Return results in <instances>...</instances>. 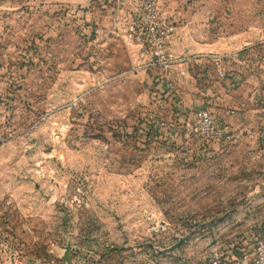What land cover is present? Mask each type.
Segmentation results:
<instances>
[{"label": "rangeland", "instance_id": "rangeland-1", "mask_svg": "<svg viewBox=\"0 0 264 264\" xmlns=\"http://www.w3.org/2000/svg\"><path fill=\"white\" fill-rule=\"evenodd\" d=\"M145 2L0 0V264L264 257V0H158L173 52L217 59L181 112L123 39ZM195 105L228 137L190 134Z\"/></svg>", "mask_w": 264, "mask_h": 264}, {"label": "built area", "instance_id": "built-area-1", "mask_svg": "<svg viewBox=\"0 0 264 264\" xmlns=\"http://www.w3.org/2000/svg\"><path fill=\"white\" fill-rule=\"evenodd\" d=\"M158 5V0H146L143 10L132 16L125 24L123 39L134 49L140 63L138 68L153 71L157 81L165 88L164 94L172 95L175 98L173 104L178 106V88L187 77L185 65L192 61V57H182L173 52L172 43L177 35V28L163 15ZM212 60L217 62L216 58ZM136 71L137 69H133L130 73ZM217 73L220 77L224 76L221 70H217ZM164 109L165 102L161 100L156 105L157 113L148 115L152 126H164L163 120L159 117ZM189 121L187 131L198 139L208 141L218 134L228 137L227 125L219 128L217 119L207 106L197 109ZM259 264H264V257L260 258Z\"/></svg>", "mask_w": 264, "mask_h": 264}, {"label": "crops", "instance_id": "crops-1", "mask_svg": "<svg viewBox=\"0 0 264 264\" xmlns=\"http://www.w3.org/2000/svg\"><path fill=\"white\" fill-rule=\"evenodd\" d=\"M131 18V17H130ZM130 20V19H129ZM128 20V21H129ZM127 21V22H128ZM126 24V23H125ZM136 54V53H135ZM213 62V60H212V58L209 56V55H207V54H204V55H197V56H194V57H192V61L189 63V64H186L185 65V68L187 69V77H186V79L182 82V84H180L179 85V92H180V94L181 95H183L184 97L182 98V100H184L183 101V104H184V106L185 107H187V103H186V101H185V98L186 97H190V94L189 93H194V92H198V90H196V88L193 86V85H188L187 86V81H188V77H189V66H190V68L192 67H194V68H197V69H202V68H205L204 67V65H205V63L206 62ZM203 72H205V71H203ZM203 72H200V73H198L197 75H196V78H197V80H199V78L201 79V78H203L204 77V74H203ZM206 73V72H205ZM152 74H153V76H155V73L152 71ZM154 82L155 83H157L156 84V89L157 90H159L162 94H164V90H165V88H164V86L162 85V84H160L158 81H157V78L155 77V80H154ZM189 87V89L187 90L188 92H185V90L187 89ZM207 88H209V87H207ZM208 93L210 92V89L207 91ZM187 93V94H186ZM165 95V94H164ZM168 95V94H167ZM202 106H199V107H196V105H195V107H194V109H193V111L191 112V117H192V115L194 114V112L197 110V109H199V108H201ZM207 107H209V106H207ZM189 108V107H188ZM210 109H211V107H209ZM175 111H178V112H181L182 110H183V107L181 106V103L179 102V104H178V106L177 105H175ZM212 111V110H211ZM191 117H190V119H191ZM189 119V120H190ZM159 132V131H158Z\"/></svg>", "mask_w": 264, "mask_h": 264}, {"label": "water", "instance_id": "water-1", "mask_svg": "<svg viewBox=\"0 0 264 264\" xmlns=\"http://www.w3.org/2000/svg\"><path fill=\"white\" fill-rule=\"evenodd\" d=\"M184 240H185V238L184 239H181L176 245H174L172 248L168 249V251L169 252L172 251L176 246H178ZM69 250H70V246L68 245L66 247V252H65V255L63 257V260H65L67 264H69V256H68Z\"/></svg>", "mask_w": 264, "mask_h": 264}, {"label": "trees", "instance_id": "trees-1", "mask_svg": "<svg viewBox=\"0 0 264 264\" xmlns=\"http://www.w3.org/2000/svg\"><path fill=\"white\" fill-rule=\"evenodd\" d=\"M147 131H149V129H146Z\"/></svg>", "mask_w": 264, "mask_h": 264}]
</instances>
